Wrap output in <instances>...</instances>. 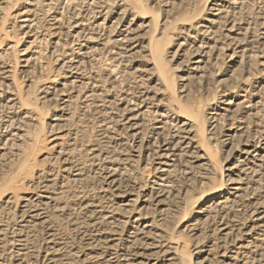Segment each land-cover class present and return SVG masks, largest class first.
<instances>
[{"label":"bare ground","instance_id":"obj_1","mask_svg":"<svg viewBox=\"0 0 264 264\" xmlns=\"http://www.w3.org/2000/svg\"><path fill=\"white\" fill-rule=\"evenodd\" d=\"M153 1L150 16L134 0H24L21 41L0 50V118L45 116L23 99L4 56L32 80L46 66V36L50 55L62 41L76 49L33 86L53 111L46 137L33 139L45 155L24 159L0 184V249L12 246V264H264V0H204L177 16L192 0ZM108 2L120 4L113 21L101 17ZM60 5L75 22L64 32L49 16L42 34L34 17ZM104 55L123 85L93 67ZM221 67L219 107L183 100ZM17 127L0 139V172L6 150L26 138ZM217 170V184L186 199ZM13 200L14 227L2 217Z\"/></svg>","mask_w":264,"mask_h":264},{"label":"rangeland","instance_id":"obj_2","mask_svg":"<svg viewBox=\"0 0 264 264\" xmlns=\"http://www.w3.org/2000/svg\"><path fill=\"white\" fill-rule=\"evenodd\" d=\"M134 1H136V2H139L140 3V5L144 8V9H147L148 11H149V15L151 16V14L152 13H157L156 11V9H157V7H154L155 5H154V1L153 0H134ZM203 1L204 0H192V1H189V2H187V6L185 7L186 9H184V10H176L175 12H174V16H177V15H179V12L180 13H183V12H187V11H191V10H198L201 6H202V4H203ZM152 2V3H151ZM3 3L5 4V9H4V14L2 15L1 14V16L4 18V20H1L0 21V50L3 48V46H4V43H5V41H7V40H12V41H14L15 39H21L22 38V35H20L21 33H20V30H18L17 28H16V20H17V22L20 20L19 18H17V17H20V16H22V15H20V14H22L23 12H25V10H24V8H25V4H24V0H3ZM3 4V5H4ZM120 5V4H119ZM119 5H115V4H112V3H105V4H103L102 5V9H103V13L101 14V17L102 16H108L107 17V19L108 20H111V21H113V19L112 18H114V13L115 12H118V8H119ZM193 6V7H192ZM154 7V8H153ZM195 7V8H194ZM61 8H62V5H60L59 6V10L57 9V7L52 11L53 13L52 14H46L45 12L44 13H40V15H36L34 18H35V20H36V22H37V26L41 29V31H42V34H47V31H48V29L50 28L49 27V24L50 23H48V21L50 22V20H48L49 18V16H56V18L57 19H59L60 20V23H61V27H62V31H66V29L68 28V25H71L72 24V22H75L73 19H71L70 20V18L71 17H69L70 15H68V13H66L67 11H64V10H61ZM107 8V9H106ZM154 9V10H153ZM107 11V12H106ZM63 13V14H62ZM160 16V15H159ZM69 17V18H68ZM80 17H82L81 19L79 18V19H75V20H82L83 18H84V16H83V13L82 14H80ZM86 18V17H85ZM111 18V19H110ZM102 19H100V21H101ZM160 20H161V18L160 17H158V27H160L161 26V24H162V22H160ZM4 23H3V22ZM99 20H98V23L100 22ZM71 24H70V23ZM89 22V21H88ZM88 22H84V23H86V24H89ZM167 22H169V21H167ZM111 23H108V21H107V24H106V26H108V25H110ZM160 24V25H159ZM2 25V26H1ZM166 25H169L168 23L166 24ZM106 26L104 25V26H102V28L104 27V28H106ZM2 29V30H1ZM4 29V30H3ZM50 30V29H49ZM103 31H105V33H107V31L106 30H103ZM6 33V34H5ZM170 33V32H169ZM4 34V35H3ZM153 35V37L154 36H157V37H159V35L155 32V33H153V31L152 30H150L149 31V33L146 35V37L147 36H150V35ZM5 35H7V36H5ZM49 37V36H48ZM47 36L45 37V40L47 41H45L46 42V45H45V42L42 44V45H40V48L43 50V52H44V50L45 51H47V52H44L43 54H44V56H43V63L46 65V66H44V69H46L45 70V72L42 70V72H40L39 74H36V75H34V77L33 78H31L32 80H30V78L27 76V74H26V76H25V74H20V72L18 73V71H20V68H19V65H15L14 66V64H15V57H14V55L11 53H9V55L7 54V56H4L2 59H1V61L2 62H5V64H10L12 67H13V74H12V77H13V79H14V81L16 82V84H17V86H18V88L20 89V91H21V95H22V97H23V99L27 102V103H29V104H31V106H33L34 108H36V115L39 113V111H42L43 113H44V117H43V119H41V120H39V119H37L36 120V122L35 121H33V122H29V121H26V122H24L25 120L23 119V113H24V111L23 110H20V111H18L15 115H13L14 117H12L11 119H3V118H0V121L1 122H3V123H1L0 122V139H2V138H4V137H7L9 134L11 135V132L12 133H15V128L17 127V128H19V125H20V128H22L21 130H23L25 133H26V138H25V140L23 141V144L22 145H20V147L19 148H17V149H13V148H8L7 150H6V152H8L7 154H6V159H7V164H6V166H5V168L2 170V172H0V184H3V183H5L9 178H10V176H11V174H13L14 172H16V170L18 169V166L22 163V162H24V159H27L29 156L31 157V162H33V161H36V160H38V158H39V156H44L45 155V153H44V151L43 150H41L40 152H38V150H36V148L34 147V142H33V139H34V137L37 135V134H39V136H42V137H46V135H47V132H46V123H48L49 122V120H50V116H51V114L53 113V111H52V107H48V104H46V102L44 101V100H42L40 97H38V98H36V96H37V94L34 92L35 91V88H33V86H34V84H37L38 82H40V81H42V80H44V79H46L47 77H49V76H52L53 75V73H54V69H56V68H58V66H57V64L61 61V60H63L64 59V61H67L68 59H65L66 57H69V55L71 54V50L73 49V50H75L76 49V47L74 46L73 48L70 46V45H66V43L65 42H61V43H63L64 45L62 46V47H58V49H57V51L54 53V54H52V55H50V54H48V50H49V43H51V41H53L52 40V37L50 36L49 38H48ZM49 39V40H48ZM21 41V40H20ZM176 42H174V44H175ZM48 47V49H47V47ZM172 46H173V44H172ZM45 48V49H44ZM76 52V51H75ZM50 55V56H49ZM10 56V57H9ZM12 56V57H11ZM106 55H104L103 57H101V59H99V61L96 63L97 65L96 66H93L94 68L95 67H97V70H100V69H102V68H104V69H106V72L105 71H100V74L104 77V76H106V74H107V76H106V78H107V80L109 81V82H111V83H113V84H116L117 86H121V85H123L124 84V82L123 83H121L122 81H124V79L122 78V77H120V76H117V77H114V76H111V75H109V68L111 67V65L113 64H111L109 61L107 62V60H109L108 58H109V56H107V57H105ZM45 57V58H44ZM8 58V59H7ZM51 58V59H50ZM49 59H50V61H49ZM104 59L106 60V61H104ZM11 60V61H10ZM48 61V62H46V61ZM11 63H10V62ZM103 61V62H102ZM50 62V63H49ZM106 62V63H105ZM103 63L104 65H101V64ZM111 65H110V64ZM50 65V66H49ZM101 65V66H100ZM106 65L107 66H109L108 68H106ZM102 67V68H101ZM19 69V70H18ZM96 69V68H95ZM218 69H220V70H218V72H217V74L218 75H216V73L215 74H212V75H210V77H209V82L210 83H208V86L206 87L205 85H202V86H200V87H198V85H191L190 87H187V90H189V92H188V95L183 99V100H185L186 102H188L189 104H194V103H196V102H199L200 103V107L201 106H211V107H213L214 109L215 108H217V107H219V105L221 104V102H222V100L224 99V98H222L221 96L222 95H220L221 93H220V88H219V86H216V88H213V86L215 87V84L213 83L214 81H217V80H220V79H222L221 78V76H222V74L220 73L221 72V70L223 69V67H221V68H218ZM51 72H50V71ZM16 71V72H15ZM105 72V73H104ZM104 73V74H103ZM46 74H48V75H46ZM41 75V76H40ZM172 75H178V74H176L175 72H172ZM23 76H25V77H23ZM40 77V78H39ZM43 77H45V78H43ZM176 76H174V80H173V84H174V87H175V89H176V87L178 86V84H179V82L176 80V78H175ZM115 79V80H114ZM35 80V81H34ZM122 80V81H121ZM31 82V83H30ZM119 82V83H118ZM19 84V85H18ZM30 85V89L28 88L27 89V86H29ZM210 85V86H209ZM195 86H196V88H195ZM204 86V87H203ZM211 87V88H210ZM198 88V89H197ZM202 88V89H201ZM25 89V90H24ZM201 89V90H200ZM197 90H199V91H197ZM25 91V92H24ZM204 91V92H203ZM206 92V93H205ZM25 93V94H24ZM197 93V94H196ZM175 95H176V91H175V93H174ZM218 94V95H217ZM28 95H30L29 97H28ZM213 96V97H212ZM170 97H172V94H169V93H166V94H164V95H162L161 97H160V100L163 102V103H166L167 102V100H169L170 99ZM36 99V100H35ZM175 108V107H174ZM21 112H22V115H21ZM20 115V116H19ZM19 117V118H18ZM16 118H18V119H16ZM15 119V120H14ZM18 120V121H17ZM21 120V121H20ZM5 121L7 122L6 124H5ZM14 121V122H13ZM9 122V123H8ZM16 122V123H15ZM21 122V123H20ZM24 124H23V123ZM26 123V124H25ZM32 123H34V124H32ZM9 126H8V125ZM32 124V125H31ZM1 126L2 127H6V128H1ZM22 126V127H21ZM205 126H207V124H205ZM12 127H14V128H12ZM26 127V128H25ZM19 128V129H20ZM2 130H3V132H2ZM29 133H28V132ZM42 131V132H41ZM5 134H7V136H5ZM28 134V135H27ZM45 134V135H44ZM9 137V136H8ZM7 137V138H8ZM27 140V141H26ZM85 140V139H84ZM30 142H31V145H30ZM212 143H215V141H213ZM43 145H45V143L43 144ZM26 146V147H25ZM33 146V147H32ZM29 147V148H28ZM32 147V148H31ZM216 149V151H217V148H215ZM34 152H33V151ZM14 151V152H13ZM19 151V152H18ZM16 153H18V154H16ZM19 155V156H18ZM10 156V157H9ZM18 158V159H17ZM217 158L219 159V154H218V156H217ZM10 159V160H9ZM9 162V163H8ZM30 162V163H31ZM217 173V175H218V177L216 178V179H214L213 181H211L210 183H208V185L206 184L203 188H198V187H194L193 188V190L192 191H189V193H187V195H186V199H190V198H192L193 196H197L200 192H201V190H203V189H205L206 187H211V186H213V185H215V184H217L218 183V179H219V173H220V171L219 170H217L216 171ZM25 184H26V180H21V182L19 183V184H17V185H15L17 188V191H16V195H23V194H25L26 193V188H25ZM24 188V189H23ZM21 189H23V190H21ZM20 190V191H19ZM11 194V193H10ZM10 196V195H9ZM16 202L13 200L12 201V203H11V206H10V208L12 209L13 208V210L16 208V206L14 207L13 205H16L15 204ZM13 206V207H12ZM13 210H10V209H7V210H5V213H3L2 214V217H3V223H4V225L6 224V226H9V225H12V222H15L14 220V218H15V214H16V212H17V208L14 210L15 211V213H14V211ZM8 213V214H7ZM7 214V215H6ZM6 216V217H5ZM180 216V217H179ZM182 216H183V214H182V211L181 212H179V215H178V217L176 216L174 219L175 220H173L174 222V224H179V222H180V220H181V218H182ZM6 218V219H5ZM177 220H178V222H177ZM172 223V227H173V224ZM8 224V225H7ZM14 224V223H13ZM13 226V225H12ZM14 227V226H13ZM9 247H11L12 248V246L10 245L9 246V244H5L4 245V247H2V249L4 248V250H2V249H0L1 250V254H2V260H3V262H4V264H12V259H10L11 257H10V252H11V248L9 249ZM7 249H9V250H7ZM186 250L187 251H189L190 249H189V246H187V248H186ZM185 251V250H184ZM193 257V256H192Z\"/></svg>","mask_w":264,"mask_h":264}]
</instances>
